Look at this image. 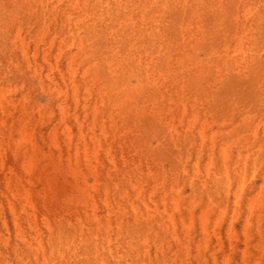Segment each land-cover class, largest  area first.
<instances>
[{
	"label": "bare ground",
	"instance_id": "1",
	"mask_svg": "<svg viewBox=\"0 0 264 264\" xmlns=\"http://www.w3.org/2000/svg\"><path fill=\"white\" fill-rule=\"evenodd\" d=\"M263 4L0 0V264H246L247 250L238 260L234 228L260 176L264 192ZM206 9L221 36L205 30ZM216 39L221 43L211 41ZM188 41L211 55L213 64L219 60L218 73L226 75L211 86V100L219 102L232 79L252 90L261 116L242 112L232 117L233 127L225 123L218 132L203 123L195 137L200 102L191 99L188 81L198 69L202 77L195 85L203 87L206 59L183 56ZM178 113L181 123L189 118L187 132L175 126ZM132 116L138 128L151 126L158 147L170 142L180 152L176 179L191 170L194 189L215 187L217 193L220 187L221 213H227L225 204H235L226 228L223 214L212 233L207 219L199 231L180 233L174 217L167 225L155 216L133 179L146 170L130 154L143 156L149 145L136 126L126 124ZM204 155L209 173L202 176ZM156 167L164 176L149 167L145 183L166 202L174 181L161 160ZM195 209L182 212L177 205L172 213L193 215ZM114 213H134V224L113 221Z\"/></svg>",
	"mask_w": 264,
	"mask_h": 264
},
{
	"label": "rangeland",
	"instance_id": "2",
	"mask_svg": "<svg viewBox=\"0 0 264 264\" xmlns=\"http://www.w3.org/2000/svg\"><path fill=\"white\" fill-rule=\"evenodd\" d=\"M204 13L205 14L203 16V19L205 20V22L203 24L205 30L208 32V34H213L214 36L217 35L219 33V28L213 20L214 17L212 13H210L208 9H206ZM261 14L264 15V4L261 8ZM198 20L199 19H197V21L195 22H198ZM193 26L194 29L197 31V25L195 24ZM219 35L221 36V33H219ZM211 41L215 45L221 43V40L219 39ZM204 44L205 43H202L203 46ZM195 46L199 47L197 43L191 44L190 41H188V44L184 45L185 49L181 51L183 56L187 58L193 57L194 59L198 58L201 60H207V58L210 59L211 55H208L207 52L204 50L198 48L194 49L193 47ZM208 47L210 48L209 45H206V47L204 48L207 49ZM206 60L203 63V65L205 66L204 73L206 76V80L203 83V87L198 88L195 85V83L197 82V77H202V75H200V70L198 69L192 72V78L188 81V91H191L192 93L190 94L191 99H199L200 102V104L195 108L197 110L198 125L193 131V134L196 138L198 136L199 127L203 123L211 126L213 132H218L221 126H223L225 123H228V125H226L227 128L233 127L234 125H230L231 123L229 122L235 115L238 118L242 112H245L246 114L249 113L253 116H261L262 112V106L259 104L258 101H255L253 99L254 93L252 92V90L248 88V86H245L243 88L237 87L232 79L230 80V82L227 83L226 87L222 91H220V101L213 102L210 96V94L212 93L211 86L216 84L218 79L220 80V82H222L226 78V75L220 77V73H218L219 68L216 67V64L219 62V60H215L216 62L214 61V64L213 62H211L212 59H210V61ZM220 64L222 67V62ZM198 71L199 75H197ZM225 74H228V71L225 72ZM183 76H186V74H184ZM224 84L225 81L223 85ZM192 113L193 111L188 114V117L192 115ZM167 115L169 118H172L171 114L168 113L166 114V116ZM179 116L183 118V114L178 113L175 118L176 120H174L175 126L177 129H181V132H187L189 118L187 117L184 123H181L179 121ZM125 122L127 125L129 124V126H132L134 130L136 129L135 126H138L135 121V117L133 116L130 118L129 121ZM138 130H140L139 134L141 139L143 140V145L148 144L149 148L143 156L140 155L138 152L133 151L131 152L130 157L136 158L137 160H141V163L145 167L146 175L149 173V167H152L153 170L151 173L153 175H157L158 177H160L162 172H156L158 170L156 164L158 163V161L160 162L161 160V162H163V164H165L166 167L169 169L167 175L170 176L171 181H174L173 184H171L170 186L171 190L168 201L163 202L161 198V192H156V194L154 195L152 191L153 185L145 183L146 181H149V176L146 177L145 175L144 177H140L136 174L134 175L133 179H135V181L138 183V186L144 188V191L146 193V202L152 206L151 209L153 211L155 210V212H153L155 213V216L157 218H164V221H167V225H169V218L174 217L177 221L176 227L180 233H183L184 229L188 227H192L199 231L202 222L207 219L208 227L210 228V233H212L217 223L219 222V218L222 217L223 213H221V211L224 209V204H222V200L220 199V187L218 188L217 193L215 187L208 191L200 186H197L196 189H194V187H192L191 185V181L193 180V171L191 170L186 177L178 176V179H176V167L180 163V152H178L176 147H174L173 144L170 142L167 145L158 147L159 142L156 140L151 126L146 129L144 127L143 129L138 128ZM262 131H264L263 128ZM132 133L133 132H131L130 130L129 133H126L125 135L130 136ZM18 137V133H15L14 139L17 140ZM223 137L224 136L219 137V139ZM218 150L219 149L217 148L216 153L219 162L220 155ZM200 161L202 176H204L209 173V160L207 155H204V157H202ZM220 166L221 164L215 167V172L220 168ZM190 169H192L191 166ZM51 175L53 176V172L51 173ZM161 176H164V174H162ZM60 179V181H64L62 175L60 176ZM256 180L259 187H257V190H255L251 194H248V196L244 199L241 209L243 217L240 221H238L237 225L234 228L236 233V236H234V240L238 242L237 244H240L238 251L239 254H236L237 256H239L238 260L242 261L241 252L247 250L248 255L246 257V264H264V192L261 193L260 189L261 185H263V180L261 176ZM175 181H177V185L175 184ZM37 188L38 191H41L42 189H44V186L39 183L37 185ZM127 189H129L132 195H134L133 190H135V187L129 186V188ZM64 194L65 193L63 192L60 193V195ZM135 199L136 197H134V200ZM250 203L253 206V215H250V213H252L250 212ZM137 205L141 209H143L142 211L144 215L146 208L144 207L143 203L137 201ZM177 205L181 207L182 212H187L192 206H195L196 213H194L193 215L192 213H172L174 212V209ZM225 206L228 208L227 213L223 214V216L225 215L224 227L226 228L229 222L232 221V217L235 213L236 207L233 202H230L228 205L225 204ZM127 209L130 210L129 207H127ZM7 214L9 215L10 213ZM100 214L102 217L105 218L109 213ZM134 215V213H114L112 215V220L116 221V219H124L130 221L131 224H134ZM250 219L251 222L248 225V220ZM223 236L225 237L226 242H229L228 237H226L225 230Z\"/></svg>",
	"mask_w": 264,
	"mask_h": 264
}]
</instances>
